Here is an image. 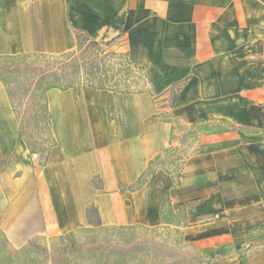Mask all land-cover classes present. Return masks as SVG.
I'll return each mask as SVG.
<instances>
[{
	"label": "crops",
	"instance_id": "crops-1",
	"mask_svg": "<svg viewBox=\"0 0 264 264\" xmlns=\"http://www.w3.org/2000/svg\"><path fill=\"white\" fill-rule=\"evenodd\" d=\"M112 41L148 90L46 92L32 154L0 80V231L174 228L204 264H264V0H0V58ZM228 129L194 132L202 124Z\"/></svg>",
	"mask_w": 264,
	"mask_h": 264
},
{
	"label": "rangeland",
	"instance_id": "rangeland-1",
	"mask_svg": "<svg viewBox=\"0 0 264 264\" xmlns=\"http://www.w3.org/2000/svg\"><path fill=\"white\" fill-rule=\"evenodd\" d=\"M80 43L82 47L78 56L97 58L99 67L108 71L106 77L111 80L117 78L121 86L133 88L143 85L140 81L136 86L133 84L139 76L127 68L123 51L113 43L109 47L102 46L104 50L94 48L82 37ZM45 64L42 56L0 59V74L9 81L11 88L17 90L15 107L25 136L31 144L46 146L51 140L41 92L24 95L17 89L19 84L8 76L11 68L16 66L24 68ZM40 155L43 158L44 153ZM92 223L93 226L80 229L72 236H36L21 247L12 246L0 231V264H198L174 228H106L98 224L94 214Z\"/></svg>",
	"mask_w": 264,
	"mask_h": 264
},
{
	"label": "trees",
	"instance_id": "trees-1",
	"mask_svg": "<svg viewBox=\"0 0 264 264\" xmlns=\"http://www.w3.org/2000/svg\"><path fill=\"white\" fill-rule=\"evenodd\" d=\"M75 41H76V47L68 52H65L60 55H46V54H30V55H21V56H14V57H7V58H0V59H6V60H14L18 58H24L28 56H42L45 58L46 64L45 65H34L32 67H24L21 68L19 66L11 68L10 72H8L9 77H13L12 81L14 83L19 84V88H17L19 91H21L24 95L27 93H33L40 91L45 102L46 107V116H47V126L50 133V143L46 146L41 143H35L31 144L27 137L25 136L23 127H22V121L21 118L18 116V113L16 111L15 107V97L14 94L17 90L15 88H11L9 86V81L2 77L0 74V80L5 85L8 95L10 97V100L12 102V106L14 108V111L16 112V115L19 118L20 121V129L23 134V137L25 139V142L32 154H45L47 150L53 146L54 139L52 137V134L50 132V124H49V113L47 109L46 104V92L51 88H58V89H69L72 87H75L76 85H85L94 87L97 89H104L109 90L113 92H143L147 91L148 84H149V78L148 74L145 72V70L141 67H138L134 64H132L126 54L123 52L125 65H127V68L129 67L130 70H133V72L139 76L138 81H134L133 84L136 86L138 82H143L142 86H136L131 88L130 86L124 85L121 86L120 80H117V78H112L113 80L109 79L105 76V73H107V70H103L99 67V62L97 61V58H93L91 55L87 56H78V52L80 51L82 47V43H80V38L82 37L86 41L90 43L91 46L94 48H100L102 49V46L109 47L112 45V41H105V42H99L91 39L88 35L76 31L74 34ZM52 62V63H49ZM7 76V74H5ZM113 76V75H112ZM21 82V83H20ZM111 83V84H110ZM126 83V82H125ZM127 86V87H126ZM228 128L221 125H211V124H202L200 126H196V129L194 132H216V131H223L227 130ZM89 215H95L96 211L93 209H88ZM93 226V225H92ZM117 229H128L131 227H114ZM83 229V228H81ZM80 230V229H79ZM76 232H71L68 234H65L64 236H72ZM61 237V236H60ZM59 237V238H60ZM196 260H198V264H204V263H210V260L202 258L201 256L197 254H193L192 256Z\"/></svg>",
	"mask_w": 264,
	"mask_h": 264
}]
</instances>
